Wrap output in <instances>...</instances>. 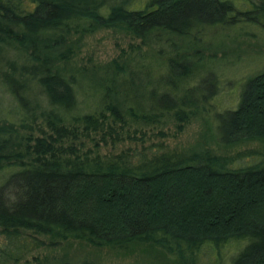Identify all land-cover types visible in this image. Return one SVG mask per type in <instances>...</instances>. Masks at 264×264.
Here are the masks:
<instances>
[{
  "label": "trees",
  "instance_id": "16d2710c",
  "mask_svg": "<svg viewBox=\"0 0 264 264\" xmlns=\"http://www.w3.org/2000/svg\"><path fill=\"white\" fill-rule=\"evenodd\" d=\"M243 1L250 8L233 0H0V89L17 107L12 121L0 119V264L40 248L38 236L145 244L180 264H264V160L232 168V158L209 152L100 153L122 112L144 123L171 118L180 129L195 107L207 110L219 79L199 76L205 38L239 24L264 31V0ZM104 29L139 41L136 62L118 56L80 72L96 96L86 107L67 65L75 36ZM141 46L168 48L158 76L140 64ZM216 121L226 144L264 139V71ZM227 246L235 251L223 261Z\"/></svg>",
  "mask_w": 264,
  "mask_h": 264
},
{
  "label": "rangeland",
  "instance_id": "374dc122",
  "mask_svg": "<svg viewBox=\"0 0 264 264\" xmlns=\"http://www.w3.org/2000/svg\"><path fill=\"white\" fill-rule=\"evenodd\" d=\"M238 9L250 8L243 0H233ZM258 6L259 0H253ZM257 19H259L257 16ZM252 24H242L226 31L214 32L205 38L202 52L205 62L202 63V77L208 81L211 72L218 76L216 94L206 111L195 107V113L180 128L171 118H165L157 123H144L133 120L122 112V117L113 123L114 131L106 136V144L100 146L101 155L113 156L122 151L136 153H151L160 150L181 154H200L209 152L219 157L233 159L232 168L249 166L264 160V139L257 137H240L226 144L221 140L217 130L216 114L237 107L243 85L249 77L264 71V31ZM74 57L67 65V73L77 77L79 86V101L83 106L95 103L96 96L91 91V80L88 76H79L83 70L89 75V70L105 67L118 56L131 55L135 64V47L139 41L131 40L110 29L79 37ZM142 47L140 64H145L151 71L163 70L166 59L170 56L165 46L157 53L155 47ZM214 54V56H213ZM211 56V57H210ZM210 57V58H209ZM214 58V59H212ZM153 71V72H154ZM155 71V76L159 75ZM197 82V81H196ZM152 86V84H150ZM209 85V84H208ZM33 91V90H32ZM210 92H215V86L210 85ZM41 103L37 92H33ZM143 93V91H142ZM141 93V94H142ZM213 95V94H212ZM16 102L3 89H0V119L12 121L15 116ZM14 112V114H13ZM24 132V131H23ZM20 132V133H23ZM116 133V134H115ZM43 245L25 254L15 264H180L173 254L157 247L145 244H130L122 248L94 247L86 242L75 239L64 241L51 240L49 237L38 236ZM234 247L223 249L222 257L228 260L233 255ZM225 263H228L226 261ZM224 263V264H225Z\"/></svg>",
  "mask_w": 264,
  "mask_h": 264
}]
</instances>
